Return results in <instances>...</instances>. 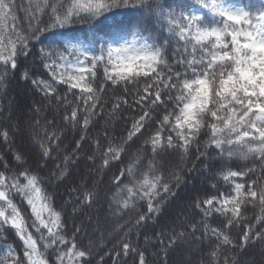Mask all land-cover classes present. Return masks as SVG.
Masks as SVG:
<instances>
[{
	"label": "snow or ice",
	"instance_id": "snow-or-ice-1",
	"mask_svg": "<svg viewBox=\"0 0 264 264\" xmlns=\"http://www.w3.org/2000/svg\"><path fill=\"white\" fill-rule=\"evenodd\" d=\"M192 4L189 8L176 9L167 0H37L36 12L26 17L27 27L20 28L14 23L8 31V21L17 19L11 15L14 4L0 0V67L3 68L0 84L7 77L9 67L15 72L20 59L27 60L33 54L34 41L38 43L45 33H52L53 43L39 50L40 60L49 71L51 81L65 85L77 103L73 106L67 95H58L57 88L48 80L37 77L31 82L50 103L54 101L57 108L63 105L66 124L87 129L91 117L97 115L101 99L97 93L106 90L104 83L98 87L95 84L102 66L104 80L112 87L122 86L127 93L129 86H137L134 103L141 107L143 114L133 120L127 140L143 135L155 125L144 142L145 151L150 147L152 157L168 150H179L186 155L191 144L206 132L207 144L214 145L222 155L226 152L229 159L234 156L253 159L264 175V2L259 7L236 4L232 0H192ZM122 8L144 13L148 26L117 25L99 49L93 42H82L58 31L78 21L94 26L101 17ZM45 15L47 23L43 20ZM157 25L160 31L156 30ZM130 30L131 40L127 39ZM164 32L166 35L162 34ZM173 41L177 46L169 58L167 52ZM28 76L26 70L22 78L27 80ZM141 83L142 88L138 87ZM120 107L119 101L113 104V110ZM54 122L55 118L46 121V126ZM39 126L37 119L33 128ZM0 136L11 153V160L7 153L0 156V240L6 244V254L0 258V264H50L53 252L55 264H91L92 246H82L77 241L79 235L87 233L89 225L74 223L71 236L66 235L63 213L53 207V198L43 188L39 175L54 159L59 137L46 130L39 139L38 134H34L32 140L39 152L33 159L10 144L7 129L0 132ZM84 139L82 135L76 141V150L66 155L62 164H56L52 178L63 182L71 174V167L78 161L76 151L82 147ZM96 143L100 148L99 141ZM124 154V147L109 144L100 153L101 167H109L113 160L123 162ZM89 160L94 164L96 157L89 156ZM141 167L143 171H139ZM158 167L155 159L145 164L137 156L130 159L126 167L118 169L113 180L116 192L110 201L113 215L134 208L138 201L147 202L150 214L159 210L161 193L169 194L171 188L163 176L157 174ZM253 172L254 167L247 171L230 168L222 171V179L233 182L231 193L198 199L193 207L200 210L202 219L193 221L179 233L175 230L167 235L156 233L158 242L163 245L167 239L165 248L172 247L185 238L186 232L201 243L205 239L214 240L208 264H215L224 246L243 250L250 240L264 239V229L253 235L251 224L244 226L239 243L225 231L239 223L245 204H255L258 200L264 212V185L257 187V180L245 179ZM173 175L179 182V175ZM241 180L245 182H239ZM17 196L30 209V222L14 199ZM96 197L95 189L85 182L70 189L68 203L73 205L75 213L83 207H91ZM213 211L227 218L223 227H210L206 222ZM149 218L139 215L136 224ZM256 221L264 223V216H257ZM95 223L99 230V221ZM200 228L203 233L198 237L196 232ZM9 231L14 233L12 243H8ZM149 239L145 236L146 242ZM16 242L19 249L14 247ZM119 248L122 252L117 250ZM129 253L138 255V264H147L145 251L138 252L126 240L107 255L111 256L113 264H123L121 256L127 257ZM164 256H167L166 250ZM103 261L101 256L98 264ZM224 264H236V261L225 258Z\"/></svg>",
	"mask_w": 264,
	"mask_h": 264
},
{
	"label": "trees",
	"instance_id": "trees-1",
	"mask_svg": "<svg viewBox=\"0 0 264 264\" xmlns=\"http://www.w3.org/2000/svg\"><path fill=\"white\" fill-rule=\"evenodd\" d=\"M9 2L14 4L11 15H15L17 19L15 22L8 21V31L12 30L14 23L20 28H26V17L36 12L37 0H9ZM232 2L249 7H259L264 0H232ZM167 3L176 9L193 6L192 0H167ZM196 10L202 11L199 8ZM205 15L208 14L205 13ZM144 17V13L133 8H122L101 17L100 22L94 26L78 21L70 24L66 29L58 31L65 32L82 42H93L99 49L101 44L106 43L107 34L117 25L140 24L147 27L148 22ZM43 20L45 23L49 22L48 16L45 15ZM156 30L160 31L158 25ZM131 31L127 37L129 40L132 39ZM162 34L166 35V32ZM53 40L52 33H45L40 42L34 41L33 54L27 60L20 59V66L15 72L9 67L7 77L3 84H0V132L7 129L10 144L33 159L39 152L37 144H34L32 140L34 134H38L39 139V136H42L46 130L49 133L55 132L59 137V149L53 152L54 159L46 169L40 171L39 175L42 178L43 188L53 198V207L63 213L65 234L71 236L74 223L89 225L87 233L79 235L77 241L79 245L92 246L91 264H98L101 256L104 257L103 264H113L111 256L107 253H110L122 240L130 242L138 252L145 251L147 264H165V261L166 264H208L211 259V251L215 246L214 240L205 239L201 243L186 232L185 238L179 240L174 246L165 248L168 244L167 239L161 245L155 234L164 232L167 235L173 230L177 233L185 231L193 221L202 219L200 210L193 207L198 199L203 200L206 196L219 197L221 193H231L233 182L224 181L221 175L222 171L229 168L247 171L254 167L255 172L245 179L257 180V187L264 185V175L261 173L260 166L253 159L243 160L235 156L229 159L226 152L222 155L214 145L206 143L208 140L206 132H202L198 139L191 144L186 155L179 150H168L167 152L161 151L158 156L152 157L151 148L148 147L145 151L144 142L155 130V125L145 130L143 135L137 134L132 140H127L128 130L131 129L133 120L143 114L141 107L134 103L137 99L135 96L137 86H129L130 91L127 93L122 86L120 88L112 87L110 82L104 80L102 66L98 69L95 84L98 87L99 84L104 83L106 90L103 93H97L101 97L100 105L96 109L97 115L91 117L87 129H83L79 125L73 128L70 124H66L63 121L65 113L63 105L57 108L54 101L50 103L31 82L37 77L48 80L57 88L58 95H67L68 101L73 106L77 103L74 97L67 92L65 85H57L51 81L49 71L44 68L40 60L39 50L53 43ZM176 46L173 41L167 52L169 58ZM26 70L29 73L27 80L22 78V74ZM180 70L183 71V69ZM2 72L3 68L0 67V73ZM138 87L142 88L143 84L141 83ZM124 100H127L128 103L125 104ZM118 101L121 107L118 110H113V104ZM163 114L162 110L161 118ZM53 118H55L54 124L46 126V121H52ZM37 119L40 121V126L33 128L34 121ZM82 119L83 113H81V121ZM82 135L85 139L81 141L82 147L76 151L78 161L71 167V174L63 182L52 178L51 172L56 164H62L64 157L76 150V141L80 140ZM97 141L100 143V148H97ZM44 142L48 141L45 139ZM109 144L114 147L117 145L124 147L126 154L123 156V162L113 160L110 161L109 167L102 168L100 153ZM8 147V145H4L3 137L0 136V156L7 153V158L11 160V153L7 151ZM89 156L96 157L94 164L89 160ZM137 156L143 159L145 164L149 159L156 160L157 165L160 166L157 174L162 175L164 181L169 184L171 193H161L163 199L160 200L157 212L148 213L147 202L138 201L134 208L119 215H113L110 211V201L116 192L113 183L114 176L118 175V169L126 167L129 160H134ZM143 170L141 167L139 171ZM173 173L179 175V182ZM85 182L95 189L97 197L91 207H83L74 213L73 205L68 203L70 189ZM124 182L128 183L127 180ZM71 196L74 198L75 194L73 193ZM14 199L30 222L32 217L27 204L21 201L18 196ZM112 207L114 208L115 205ZM139 215H148L150 218L137 225L136 221ZM257 216H264L258 200L255 204L243 205L239 223L225 231L234 242L239 243L238 238L242 236L246 224L254 226L253 235L264 229V223H257ZM90 218L91 223H89ZM96 221H99V230H97ZM206 222L210 227H223L227 223V218L213 211L212 215L206 218ZM30 230L32 229L30 228ZM202 233L203 228H200L196 232V236L199 237ZM7 236L8 243L15 240L12 231H9ZM145 236L150 238L148 242L145 241ZM14 247L19 249V243L16 242ZM117 250L122 252V248ZM164 250L167 251L166 257ZM5 254V241L0 240V258ZM225 258L230 262L235 260L236 264H264V239L250 240L243 250L238 247L224 246L219 250L215 264H224ZM121 259L123 264H138V255L134 253H129L127 257L122 255ZM50 264H55L54 252L50 257Z\"/></svg>",
	"mask_w": 264,
	"mask_h": 264
},
{
	"label": "rangeland",
	"instance_id": "rangeland-1",
	"mask_svg": "<svg viewBox=\"0 0 264 264\" xmlns=\"http://www.w3.org/2000/svg\"><path fill=\"white\" fill-rule=\"evenodd\" d=\"M192 247V246H191ZM191 247H188V248H191Z\"/></svg>",
	"mask_w": 264,
	"mask_h": 264
}]
</instances>
